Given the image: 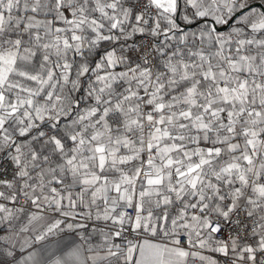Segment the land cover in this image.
Instances as JSON below:
<instances>
[{
    "label": "snow or ice",
    "instance_id": "1",
    "mask_svg": "<svg viewBox=\"0 0 264 264\" xmlns=\"http://www.w3.org/2000/svg\"><path fill=\"white\" fill-rule=\"evenodd\" d=\"M0 264H264V0H0Z\"/></svg>",
    "mask_w": 264,
    "mask_h": 264
}]
</instances>
